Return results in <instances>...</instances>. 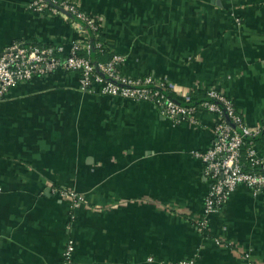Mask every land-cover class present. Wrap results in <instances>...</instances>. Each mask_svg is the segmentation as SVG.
<instances>
[{
  "label": "crops",
  "instance_id": "0c3cea01",
  "mask_svg": "<svg viewBox=\"0 0 264 264\" xmlns=\"http://www.w3.org/2000/svg\"><path fill=\"white\" fill-rule=\"evenodd\" d=\"M31 1L0 0V50L62 45L65 58L98 36ZM66 1L98 24L100 62L118 53L120 70L154 76L175 99L215 89L248 125L264 119V0ZM197 119L84 91L74 70L11 89L0 98V264H264V191L239 186L208 232L197 227L211 180L194 152L213 145L216 116ZM56 188L84 202L72 209Z\"/></svg>",
  "mask_w": 264,
  "mask_h": 264
},
{
  "label": "built area",
  "instance_id": "2783aa9c",
  "mask_svg": "<svg viewBox=\"0 0 264 264\" xmlns=\"http://www.w3.org/2000/svg\"><path fill=\"white\" fill-rule=\"evenodd\" d=\"M29 8L36 12L51 11L59 14L69 12L94 33L98 24L94 18L66 0H32ZM91 43L74 41L69 54L61 58L62 45H42L16 42L0 50V98L21 82L35 75L50 74L58 69L80 73V86L84 91L96 94L121 96L134 101H151L162 107L163 112L176 122H197L199 111L208 110L215 114V140L206 151H195L194 156L204 164V173L210 178L209 192L204 198V210L197 221L202 232L210 230V218L218 213L226 200L239 186H247L255 192L264 191V155L254 138L264 130V119L255 126L247 124L234 103L225 94L209 89V100L199 105L181 103L169 94L164 82L154 76H130L119 69L123 56L113 53L105 62H94L82 51L90 53ZM64 198L71 199L75 209L84 202V196L72 189L56 188ZM74 242L69 240L65 259L70 262ZM176 264H195L194 260L183 259Z\"/></svg>",
  "mask_w": 264,
  "mask_h": 264
},
{
  "label": "trees",
  "instance_id": "16d2710c",
  "mask_svg": "<svg viewBox=\"0 0 264 264\" xmlns=\"http://www.w3.org/2000/svg\"><path fill=\"white\" fill-rule=\"evenodd\" d=\"M46 12V11H45ZM96 34V33H94ZM98 36L90 39V43L92 45L90 53L86 51H82L83 55H86L91 58L92 61L98 62L101 60L100 55L101 52H107L108 48L106 43L103 41L100 31L97 32ZM101 42V45L98 46L97 42ZM95 57V58H94ZM100 59V60H99ZM110 59V58H109ZM181 103L190 104V105H199L204 100H209L207 90H197L191 95L190 99L186 101L185 99H176ZM254 141L257 147L260 149L261 153L264 155V130L254 138Z\"/></svg>",
  "mask_w": 264,
  "mask_h": 264
}]
</instances>
